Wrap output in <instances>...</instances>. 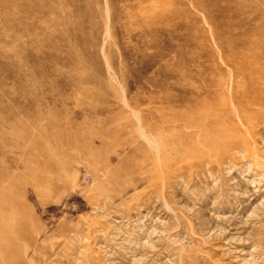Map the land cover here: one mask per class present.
Instances as JSON below:
<instances>
[{
    "label": "rangeland",
    "instance_id": "374dc122",
    "mask_svg": "<svg viewBox=\"0 0 264 264\" xmlns=\"http://www.w3.org/2000/svg\"><path fill=\"white\" fill-rule=\"evenodd\" d=\"M253 81L264 0H0V264H264Z\"/></svg>",
    "mask_w": 264,
    "mask_h": 264
},
{
    "label": "bare ground",
    "instance_id": "6f19581e",
    "mask_svg": "<svg viewBox=\"0 0 264 264\" xmlns=\"http://www.w3.org/2000/svg\"><path fill=\"white\" fill-rule=\"evenodd\" d=\"M255 72V71H254ZM258 82V81H257ZM262 83L249 82L245 83L239 90L238 96L230 98V116L235 122L246 123L248 120L247 115L252 119L257 112H264V88ZM255 112V113H253ZM215 120L220 118L213 117ZM183 123V122H182ZM220 123V122H219ZM218 123V124H219ZM213 124L212 116L208 113L193 112L191 120L189 122V129H191V135L201 136L207 140L208 132ZM221 127V126H220ZM223 131H221L222 133ZM229 132V131H227ZM229 137V135H226ZM207 140V145H208ZM225 146L228 149H235L236 144L229 141Z\"/></svg>",
    "mask_w": 264,
    "mask_h": 264
}]
</instances>
